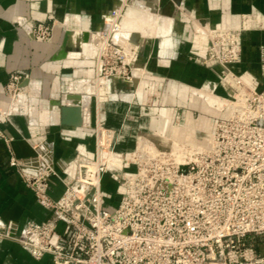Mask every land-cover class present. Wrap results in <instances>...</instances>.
<instances>
[{"label": "built area", "instance_id": "1", "mask_svg": "<svg viewBox=\"0 0 264 264\" xmlns=\"http://www.w3.org/2000/svg\"><path fill=\"white\" fill-rule=\"evenodd\" d=\"M117 18L114 9L111 19ZM242 30L243 26L206 31V53L198 62L214 70L219 67L218 81L233 108L216 119L205 148L172 145L147 132L138 135L132 151L118 153L113 147L117 132L98 120L94 156H87L81 144L74 170L64 178L54 166L49 125L36 122L26 108L32 81L12 71L2 87L5 106L0 105V123L12 115L28 118L33 160L18 158L12 138L2 131L0 137L9 164L50 213L45 220L27 221L22 227L0 219V237L19 243L36 259L49 255L51 264H264V85L248 87L231 68L241 61ZM108 32L106 22L94 34L106 37ZM28 33L48 41L52 25L39 22L30 25ZM261 52L264 75V47ZM96 54L101 77L130 78L132 65L114 41ZM216 86L212 84V89ZM34 126L37 131L32 132ZM104 150L118 155L119 166L108 164ZM105 174L120 191L113 208L105 206ZM53 176L65 186L57 199L48 193Z\"/></svg>", "mask_w": 264, "mask_h": 264}, {"label": "crops", "instance_id": "2", "mask_svg": "<svg viewBox=\"0 0 264 264\" xmlns=\"http://www.w3.org/2000/svg\"><path fill=\"white\" fill-rule=\"evenodd\" d=\"M114 9L117 20L125 25L127 20H137L145 27L138 29L136 24L123 30L127 40L122 45L128 48L132 65L129 79L100 76L95 49L101 37L94 33L110 22ZM39 22L52 25L48 41H38L28 33V27ZM242 26L241 61L231 68L260 89L264 85V0H0V105L5 106L2 87L12 71L24 73L32 84L38 82V92L32 91L26 108L36 122L49 125L47 137L53 143L54 166L61 178L71 174L68 167L81 144L87 156H94L98 120L117 132L113 147L118 153L132 151L138 135L147 132L156 140L191 146L206 138L208 145L214 122L226 117L232 107L218 112L194 93L201 90L225 101L229 97L218 85L219 67L215 71L198 62L206 53L205 30ZM212 84H217L214 92ZM73 96L82 100L79 126L61 121V107L70 104ZM28 126V118L22 115L0 123V131L12 138L15 155L29 158L24 161L33 160L35 154L27 141ZM31 130L37 131L35 126ZM105 181L114 183L108 174L103 185ZM104 187L105 206L113 208L120 196L118 186L114 192ZM64 189L59 177H51L48 193L53 199ZM49 213L9 164L0 137V218L22 227L27 221L45 220ZM0 264H51V257L36 259L19 243L0 238Z\"/></svg>", "mask_w": 264, "mask_h": 264}, {"label": "bare ground", "instance_id": "3", "mask_svg": "<svg viewBox=\"0 0 264 264\" xmlns=\"http://www.w3.org/2000/svg\"><path fill=\"white\" fill-rule=\"evenodd\" d=\"M123 9V8H122ZM118 12V11H117ZM115 22V23H114ZM135 22H138L137 20H135V21H131V20H127L126 21V24L127 25H125L124 23L125 22H121L120 20H117V19H115V20H112V19H110V22L108 23V27H109V32H108V34H107V36L106 37H101V40L99 41V48L100 47H102V46H104V45H107L108 43V41L109 40H111V39H118V38H122L123 39V41H122V39H121V41L122 42H120L121 44H126V40H127V36H124L123 35V30L127 27V26H130V28H136L137 26H138V29H142V24H138V23H135ZM139 22H143V21H139ZM145 23L147 24V21L145 20ZM145 23H143V24H145ZM137 24V26H135ZM143 28H145V27H143ZM206 31H208V32H211L210 30H209V27L205 30V33H206ZM206 35H207V33H206ZM137 37V36H136ZM118 40H116V42H117ZM115 42V43H116ZM119 47H121V49L126 53V55H128V48H126L125 46H120L119 44H118V42L116 43ZM80 49L81 48H79V50H78V52L80 51ZM76 52V51H75ZM211 91L212 92H214V89H212L211 88ZM38 92V82L36 81V82H33V94L35 95L36 93ZM194 93H196V95H198L199 97H201L202 99H203V101H204V104L208 107V108H213V109H216L218 112H222L223 111V107L222 106H224V99H221V98H219V97H216V96H214L213 94H210V93H205V92H202L201 90H194ZM21 97H24V94H22L21 95ZM21 97H19V98H17V100L19 101V100H21L22 98ZM228 98V102H227V104L228 105H230L232 108H233V106H232V100H231V98H230V96L229 97H227ZM17 100H15L16 102H17ZM14 102V101H13ZM15 102V103H16ZM206 121H204V124L206 125ZM211 136V135H210ZM205 140L206 141H202L201 143H198V144H196V145H194V146H192V147H197V148H205L207 145V139L205 138ZM169 141H171V144L172 145H178V144H181V145H189V144H185L184 142H182V141H176V140H174V141H172V140H169ZM193 141H195V138H194V140ZM206 143V144H205ZM203 144H205V145H203ZM189 146H191V145H189ZM174 148H179L178 146H176V147H174ZM102 156L105 158V160L108 162V164L110 165V164H113V163H115L117 166H119V162H118V155H115V154H110L109 152H107L106 150H104L102 153ZM68 169H69V171H73L74 170V163H73V161L69 164V167H68Z\"/></svg>", "mask_w": 264, "mask_h": 264}, {"label": "water", "instance_id": "4", "mask_svg": "<svg viewBox=\"0 0 264 264\" xmlns=\"http://www.w3.org/2000/svg\"><path fill=\"white\" fill-rule=\"evenodd\" d=\"M68 39V36L67 38ZM65 52V51H64ZM65 56V55H63ZM62 56V57H63ZM24 81L23 84H26ZM81 97L73 96L71 103L68 105H63L61 107V121L63 124L79 126L82 123V113H81Z\"/></svg>", "mask_w": 264, "mask_h": 264}, {"label": "rangeland", "instance_id": "5", "mask_svg": "<svg viewBox=\"0 0 264 264\" xmlns=\"http://www.w3.org/2000/svg\"><path fill=\"white\" fill-rule=\"evenodd\" d=\"M208 28V27H207ZM206 28V29H207ZM208 37V36H207ZM122 39V38H121ZM121 39L120 38H118V39H111L112 41H114V42H116V40H118L117 42H118V44L120 45V46H123L120 42H122L123 41V39H122V41H121ZM111 40H109L107 43H110V41ZM116 42V43H117ZM99 42H98V45H97V47H96V49H95V52L99 49ZM94 52V53H95ZM97 55V54H96ZM95 56V55H94ZM127 59L129 60V52H128V55H127ZM261 59L263 60V55H262V52H261ZM262 60H261V67H262ZM262 70V69H261ZM242 79V78H241ZM243 80V79H242ZM245 82V81H244ZM246 83V82H245ZM218 85H221L220 83H219V81H218ZM246 85L248 86V87H251L248 83H246ZM225 90V89H224ZM227 93V92H226ZM221 96V95H220ZM227 100L226 101H224V106H222L223 107V111H226V109H227V106H228V104H227ZM222 111V112H223ZM196 117L198 116V114H196L195 115ZM115 184H116V182H114ZM114 183H112L111 181H105V184L103 185V186H105L104 188H106L107 190H109V191H112V192H114V187H115V184ZM1 219V218H0ZM2 220V219H1ZM4 221V220H3ZM1 238V237H0ZM6 239V238H5ZM11 240V239H10ZM13 241V240H12Z\"/></svg>", "mask_w": 264, "mask_h": 264}]
</instances>
